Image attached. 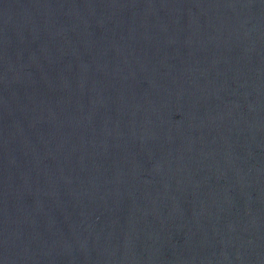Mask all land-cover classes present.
I'll return each instance as SVG.
<instances>
[{"label":"water","instance_id":"95a60500","mask_svg":"<svg viewBox=\"0 0 264 264\" xmlns=\"http://www.w3.org/2000/svg\"><path fill=\"white\" fill-rule=\"evenodd\" d=\"M0 264H264V0H0Z\"/></svg>","mask_w":264,"mask_h":264}]
</instances>
